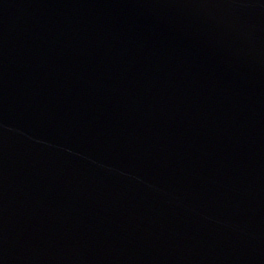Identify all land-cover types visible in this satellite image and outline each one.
I'll return each mask as SVG.
<instances>
[{
    "label": "water",
    "instance_id": "obj_1",
    "mask_svg": "<svg viewBox=\"0 0 264 264\" xmlns=\"http://www.w3.org/2000/svg\"><path fill=\"white\" fill-rule=\"evenodd\" d=\"M0 264H113L0 160Z\"/></svg>",
    "mask_w": 264,
    "mask_h": 264
}]
</instances>
